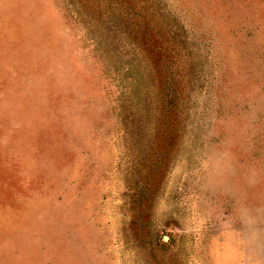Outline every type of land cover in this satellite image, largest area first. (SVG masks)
Segmentation results:
<instances>
[{"label":"rangeland","instance_id":"374dc122","mask_svg":"<svg viewBox=\"0 0 264 264\" xmlns=\"http://www.w3.org/2000/svg\"><path fill=\"white\" fill-rule=\"evenodd\" d=\"M0 264H264V0H0Z\"/></svg>","mask_w":264,"mask_h":264}]
</instances>
